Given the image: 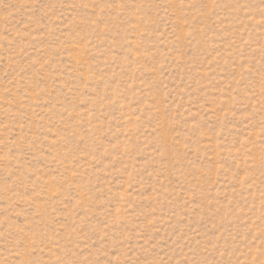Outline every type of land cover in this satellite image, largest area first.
<instances>
[{"label":"rangeland","instance_id":"rangeland-1","mask_svg":"<svg viewBox=\"0 0 264 264\" xmlns=\"http://www.w3.org/2000/svg\"><path fill=\"white\" fill-rule=\"evenodd\" d=\"M0 264H264V0H0Z\"/></svg>","mask_w":264,"mask_h":264}]
</instances>
